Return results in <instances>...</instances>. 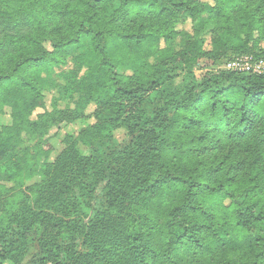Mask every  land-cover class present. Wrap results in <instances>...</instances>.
Here are the masks:
<instances>
[{"label":"trees","instance_id":"1","mask_svg":"<svg viewBox=\"0 0 264 264\" xmlns=\"http://www.w3.org/2000/svg\"><path fill=\"white\" fill-rule=\"evenodd\" d=\"M182 16L210 27L211 49L191 41L148 62ZM75 46L81 96L49 119H83L93 102L95 123L0 204V264L32 249L24 264H264V75L192 72L201 57L264 58V0H0V106L24 119L41 98L36 67ZM17 143L0 129V180L21 185Z\"/></svg>","mask_w":264,"mask_h":264},{"label":"rangeland","instance_id":"2","mask_svg":"<svg viewBox=\"0 0 264 264\" xmlns=\"http://www.w3.org/2000/svg\"><path fill=\"white\" fill-rule=\"evenodd\" d=\"M199 1L212 4V0ZM116 7L117 4L110 8L109 12H113ZM202 17L205 18L206 14ZM175 31L178 34L171 43L166 44L163 40H160L156 44L154 53L147 58L148 62L176 55L184 49L187 42L191 41L201 40L202 48L205 51L211 49L210 27L201 29L198 21L182 16L176 22ZM81 53L82 50L80 48L71 47L67 49L64 63L36 67L35 75L39 78L41 98L33 110L26 114L21 121L17 122L14 120L9 106L5 104L0 106V129L15 127V130L18 131V143L10 150L9 155L18 160L24 169V180L21 185L13 181L0 180V204L2 207H4L6 199L29 194L28 187L35 186L41 182L40 169L42 163L54 160L64 147L63 139L66 135L76 137L81 130L95 123L93 112L96 109V105L93 102L85 109V118L70 123H65L63 120L59 121V119L58 122L51 123L48 115L58 110L68 111L75 109L76 102L81 96L79 82L85 73V67L79 66L75 61L76 57ZM227 61L221 60L218 62V60L214 61L207 57H201L199 59L200 68L193 69L192 72L199 76L206 70L220 71L225 69L224 65ZM119 72L131 74L132 70L120 68ZM189 78L190 76H188ZM186 81L187 76L181 74L174 79L172 87H184ZM113 134L115 142L119 145L125 144L129 140L127 132L122 128L116 129ZM78 148H80L82 153L88 154V150L80 143ZM78 250L86 252V249L81 245L78 246ZM33 257L34 249L30 251L22 264L32 260ZM5 264L12 263L7 261Z\"/></svg>","mask_w":264,"mask_h":264},{"label":"built area","instance_id":"3","mask_svg":"<svg viewBox=\"0 0 264 264\" xmlns=\"http://www.w3.org/2000/svg\"><path fill=\"white\" fill-rule=\"evenodd\" d=\"M224 68L229 71L264 75V58L253 59L249 55H242L228 60Z\"/></svg>","mask_w":264,"mask_h":264}]
</instances>
